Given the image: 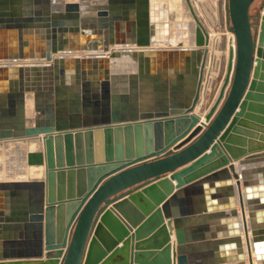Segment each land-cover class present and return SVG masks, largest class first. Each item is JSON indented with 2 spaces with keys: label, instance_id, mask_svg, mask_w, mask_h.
<instances>
[{
  "label": "water",
  "instance_id": "1",
  "mask_svg": "<svg viewBox=\"0 0 264 264\" xmlns=\"http://www.w3.org/2000/svg\"><path fill=\"white\" fill-rule=\"evenodd\" d=\"M254 1L0 0V264H264Z\"/></svg>",
  "mask_w": 264,
  "mask_h": 264
},
{
  "label": "rangeland",
  "instance_id": "2",
  "mask_svg": "<svg viewBox=\"0 0 264 264\" xmlns=\"http://www.w3.org/2000/svg\"><path fill=\"white\" fill-rule=\"evenodd\" d=\"M263 1L264 0H255L250 8L251 21L254 25L259 21L257 16L259 13H261L260 5ZM184 27L185 26H181L179 29H171L172 36H174V38H178L177 34H179V36L180 34H185L188 29ZM17 151L18 150L15 148V146H13V144H9L7 147H0V179H22L27 176L28 170L25 168L26 165L21 164V161H23L22 157L20 160L21 152Z\"/></svg>",
  "mask_w": 264,
  "mask_h": 264
},
{
  "label": "bare ground",
  "instance_id": "3",
  "mask_svg": "<svg viewBox=\"0 0 264 264\" xmlns=\"http://www.w3.org/2000/svg\"><path fill=\"white\" fill-rule=\"evenodd\" d=\"M182 33V32H181ZM178 36V38H176L175 40L177 41V39L179 40V38L181 37L182 38V34H180V36H179V34H177ZM184 35V34H183ZM224 35H225V38H226V47H228V45H230L231 44V41H229V39H230V36H231V34H230V32L228 31V29H227V27H224ZM188 37H192V36H188ZM180 40H182V43L183 44H186L187 46H191L192 45V38L190 39V40H188V39H185L184 38V36H183V38L182 39H180ZM218 40H220V37H219V39ZM167 45L165 44V43H163V42H159V43H151V47H155V48H159V47H166ZM119 47H121V48H134V46H132V45H123V46H116L115 48H118L119 49ZM226 52H227V50H226ZM88 52H86V51H74V52H71V53H68L67 55L68 56H72V55H74V56H85L86 54H87ZM97 53H101L100 51H97ZM45 61L44 60H35V59H26V60H23V61H18V60H16V61H0V64H3V63H5V64H14V65H19V64H24V65H32V64H42V63H44ZM217 66V65H216ZM218 69V68H217ZM215 73H216V71H214V75H215ZM211 79H214V77L212 76L211 77ZM212 95H213V92L210 90V92H209V98H208V100H211L212 99ZM30 100L31 99H29V100H27L28 102H30ZM207 100V101H208ZM27 112H28V115H32V112H31V108L30 107H28L27 106ZM201 121H203V118H201ZM36 142V141H35ZM35 142H29V143H33L32 145H28L27 147L29 148V149H33L34 147H36V143ZM9 144H15V143H9ZM20 145V150H18L17 152H21L20 153V160H21V157H22V160H23V158H24V149L22 148L23 147V144L24 143H19ZM22 163V165L24 164V161H21ZM25 165V164H24ZM25 168H27V170H28V174H27V176H33V175H36V173H35V169L36 168H33V167H26L25 166ZM18 171V170H17ZM26 171V170H25ZM22 172H24V171H22ZM27 172V171H26ZM255 263V262H254Z\"/></svg>",
  "mask_w": 264,
  "mask_h": 264
},
{
  "label": "crops",
  "instance_id": "4",
  "mask_svg": "<svg viewBox=\"0 0 264 264\" xmlns=\"http://www.w3.org/2000/svg\"><path fill=\"white\" fill-rule=\"evenodd\" d=\"M13 146H15V144H13ZM216 162V161H215ZM234 182V181H233ZM207 190V189H206ZM205 190V191H206ZM237 209H238V206H237ZM209 224L211 225V222H209ZM223 224H225V225H230L231 224V222H229V221H225V222H223ZM244 261L246 262V264H247V260L246 259H244Z\"/></svg>",
  "mask_w": 264,
  "mask_h": 264
}]
</instances>
